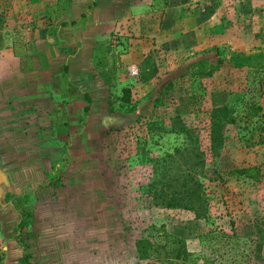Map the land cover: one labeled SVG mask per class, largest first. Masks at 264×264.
Segmentation results:
<instances>
[{"label":"rangeland","instance_id":"374dc122","mask_svg":"<svg viewBox=\"0 0 264 264\" xmlns=\"http://www.w3.org/2000/svg\"><path fill=\"white\" fill-rule=\"evenodd\" d=\"M54 1L0 0V36L54 34ZM190 5L199 8L194 24L209 38L188 48L158 43L132 62L137 75L127 70L130 63L124 65L119 80L124 85L116 81L106 96L85 99L88 109L76 105L75 153L62 156L51 171L35 169L41 168L40 158L25 147L0 141V264H21L24 240L34 259L36 186L64 185L68 179L81 180L79 189L94 196V203L75 208L78 213L92 209L93 228L123 239L125 250L163 225L186 236L200 264H264V73L233 67L227 59L230 50L264 53V0H190ZM162 22L158 16V26ZM201 59L208 63L205 77L190 67ZM251 105L260 108L255 117L246 115ZM219 106H226L225 116L213 130L211 113ZM252 166L260 171L258 180L231 175L234 168ZM186 186L198 196L188 197ZM163 191L166 198L176 192L181 204H160ZM26 192L33 203L23 212L28 222L18 226L21 214L13 201Z\"/></svg>","mask_w":264,"mask_h":264},{"label":"crops","instance_id":"0c3cea01","mask_svg":"<svg viewBox=\"0 0 264 264\" xmlns=\"http://www.w3.org/2000/svg\"><path fill=\"white\" fill-rule=\"evenodd\" d=\"M56 1L52 3L54 34L43 39L41 30H35L24 39L0 36V141H8L9 148L25 147L27 154L38 155L41 168L35 169L42 173L51 171L65 154L75 153L76 105L84 108L89 103L85 99L95 101L98 95H107L109 87L93 60L101 41L112 33L121 35L110 40L119 84L124 65L141 61L158 43L197 47L210 35L194 24L198 21L193 13L199 8L190 5V0H168L165 5L153 0H92L93 4L90 0H70V7L63 11L56 9ZM145 10L148 14L139 13ZM81 13H86L84 22L69 24ZM158 16L163 20L159 26ZM62 21L66 24L61 25ZM124 32L143 37L124 36ZM25 65L28 67H21ZM64 139H69L67 145L59 146ZM80 186L81 180L72 179L64 185L52 182L36 186L35 257L29 255L30 264L143 261L137 257L134 241L125 250L123 239L109 236L100 226L93 228L92 209L78 213L77 206L95 202ZM30 195L23 193L25 205L33 203ZM27 245L25 240L20 243L18 262L25 251L29 253ZM187 248L191 250L189 243Z\"/></svg>","mask_w":264,"mask_h":264},{"label":"trees","instance_id":"16d2710c","mask_svg":"<svg viewBox=\"0 0 264 264\" xmlns=\"http://www.w3.org/2000/svg\"><path fill=\"white\" fill-rule=\"evenodd\" d=\"M157 3H161L165 5L168 0H153ZM56 9H60L61 11L68 9L70 7V0H57L55 3ZM86 19V13H81V17L79 19H73L69 22L71 25H75L81 22H84ZM62 24H66L65 21L61 22ZM110 40H103L100 44L95 47L93 52V60L95 68L98 70L101 78L104 79L105 83L109 87V89L116 84V76H115V64H114V56L111 54ZM228 61L233 67H252L256 70H263L264 73V53L254 52V53H245L240 50H230L228 52ZM22 68L28 67V65L21 66ZM193 69V74L198 77H205L207 74L208 63L206 59L197 60L190 64ZM85 109H88V105H85ZM226 110V106H219L213 108L211 113V126L213 130L215 126L219 123L221 124L222 118L225 116L223 112ZM260 108L257 105H251L246 115L248 117H255L258 115ZM215 135L211 137V140L214 141ZM236 174L237 176H245L254 180H258L260 178V171L257 167H240L234 168L231 170V175ZM187 187L186 194L188 197H197L196 188ZM161 203L167 206H171L174 204H181L179 198L175 197L176 192L171 194V197H167L168 192L163 191L161 193ZM159 197V195H158ZM186 205V204H185ZM13 207L20 214L21 217L17 222L18 226L23 225L28 222L24 217L25 211H28L29 208L25 206V197L17 196L13 201ZM261 224L264 226V218L261 221ZM155 234L149 236H139L134 240L135 250L137 253V257L140 260H152L157 264H200L194 254L189 251L187 248V243L184 237L178 235L172 231H170L167 227L160 225L159 227H155ZM29 254L25 251L21 258V264H30L28 261Z\"/></svg>","mask_w":264,"mask_h":264},{"label":"built area","instance_id":"2783aa9c","mask_svg":"<svg viewBox=\"0 0 264 264\" xmlns=\"http://www.w3.org/2000/svg\"><path fill=\"white\" fill-rule=\"evenodd\" d=\"M127 70L130 72V74H132V75H137L138 74V71H139V69H138V66H137V64H135V63H130V64H128L127 65Z\"/></svg>","mask_w":264,"mask_h":264}]
</instances>
